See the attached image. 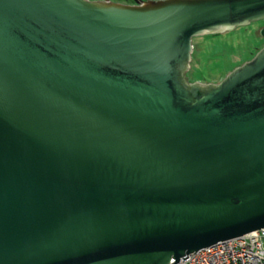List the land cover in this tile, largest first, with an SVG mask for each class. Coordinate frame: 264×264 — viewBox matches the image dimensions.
<instances>
[{"label": "water", "instance_id": "95a60500", "mask_svg": "<svg viewBox=\"0 0 264 264\" xmlns=\"http://www.w3.org/2000/svg\"><path fill=\"white\" fill-rule=\"evenodd\" d=\"M260 19L264 0H0V264H175L264 228V47L185 76L194 37Z\"/></svg>", "mask_w": 264, "mask_h": 264}, {"label": "rangeland", "instance_id": "374dc122", "mask_svg": "<svg viewBox=\"0 0 264 264\" xmlns=\"http://www.w3.org/2000/svg\"><path fill=\"white\" fill-rule=\"evenodd\" d=\"M263 29L264 19H260L229 31L194 37L186 79L190 83H221L235 68L251 60L264 47Z\"/></svg>", "mask_w": 264, "mask_h": 264}, {"label": "built area", "instance_id": "2783aa9c", "mask_svg": "<svg viewBox=\"0 0 264 264\" xmlns=\"http://www.w3.org/2000/svg\"><path fill=\"white\" fill-rule=\"evenodd\" d=\"M188 257L175 264H264V228L204 247Z\"/></svg>", "mask_w": 264, "mask_h": 264}, {"label": "bare ground", "instance_id": "6f19581e", "mask_svg": "<svg viewBox=\"0 0 264 264\" xmlns=\"http://www.w3.org/2000/svg\"><path fill=\"white\" fill-rule=\"evenodd\" d=\"M234 29V28H232ZM232 29H228V30H224V31H229V30H232ZM224 31H219V32H206V33H202V34H207V33H221V32H224Z\"/></svg>", "mask_w": 264, "mask_h": 264}, {"label": "flooded vegetation", "instance_id": "af4514ba", "mask_svg": "<svg viewBox=\"0 0 264 264\" xmlns=\"http://www.w3.org/2000/svg\"><path fill=\"white\" fill-rule=\"evenodd\" d=\"M113 1H119V2H124V3H128L130 1H125V0H113ZM264 30V29H263Z\"/></svg>", "mask_w": 264, "mask_h": 264}, {"label": "crops", "instance_id": "0c3cea01", "mask_svg": "<svg viewBox=\"0 0 264 264\" xmlns=\"http://www.w3.org/2000/svg\"><path fill=\"white\" fill-rule=\"evenodd\" d=\"M136 1H138V0H133V1H130V2H136Z\"/></svg>", "mask_w": 264, "mask_h": 264}]
</instances>
